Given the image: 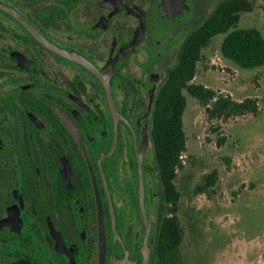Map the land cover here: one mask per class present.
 Masks as SVG:
<instances>
[{
  "label": "flooded vegetation",
  "instance_id": "af4514ba",
  "mask_svg": "<svg viewBox=\"0 0 264 264\" xmlns=\"http://www.w3.org/2000/svg\"><path fill=\"white\" fill-rule=\"evenodd\" d=\"M220 1L0 0V264H143L159 95Z\"/></svg>",
  "mask_w": 264,
  "mask_h": 264
},
{
  "label": "rangeland",
  "instance_id": "374dc122",
  "mask_svg": "<svg viewBox=\"0 0 264 264\" xmlns=\"http://www.w3.org/2000/svg\"><path fill=\"white\" fill-rule=\"evenodd\" d=\"M237 27L257 28L264 35V0H253L252 11L241 13ZM225 36H214L203 49L192 83L238 101L256 98L259 111L211 118L184 91L187 140L175 179L183 264H264V65L246 69L225 58ZM213 171L216 184L198 193L203 177Z\"/></svg>",
  "mask_w": 264,
  "mask_h": 264
},
{
  "label": "trees",
  "instance_id": "16d2710c",
  "mask_svg": "<svg viewBox=\"0 0 264 264\" xmlns=\"http://www.w3.org/2000/svg\"><path fill=\"white\" fill-rule=\"evenodd\" d=\"M253 9V0H221L209 15L206 24L189 38L180 60L161 89L157 102L152 139L161 179V214L153 255L154 264H183L180 245L184 229L177 215L181 194L175 179L181 168L182 153L186 149L183 115L187 107L186 90L207 109L211 118L256 114V98L234 100L214 89L192 83L197 63L211 39L226 34L221 44L223 56L240 67L250 69L264 65V35L257 28H239L242 12ZM224 140V139H222ZM218 180V172L206 174L197 186L198 193H206Z\"/></svg>",
  "mask_w": 264,
  "mask_h": 264
},
{
  "label": "water",
  "instance_id": "95a60500",
  "mask_svg": "<svg viewBox=\"0 0 264 264\" xmlns=\"http://www.w3.org/2000/svg\"><path fill=\"white\" fill-rule=\"evenodd\" d=\"M145 220L148 224V228H150V223L147 220V217L145 216ZM154 242H155V238L152 240L151 244L149 245V243L146 241V250H145V254L143 257V264H150V260H151V251L154 250Z\"/></svg>",
  "mask_w": 264,
  "mask_h": 264
}]
</instances>
